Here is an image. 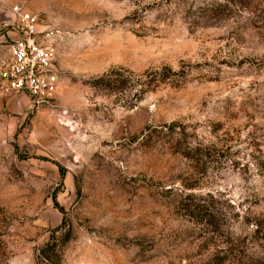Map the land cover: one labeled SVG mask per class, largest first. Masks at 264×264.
<instances>
[{"label": "rangeland", "instance_id": "rangeland-1", "mask_svg": "<svg viewBox=\"0 0 264 264\" xmlns=\"http://www.w3.org/2000/svg\"><path fill=\"white\" fill-rule=\"evenodd\" d=\"M14 6L58 89L0 91V264H264V0H5L0 64Z\"/></svg>", "mask_w": 264, "mask_h": 264}, {"label": "built area", "instance_id": "built-area-1", "mask_svg": "<svg viewBox=\"0 0 264 264\" xmlns=\"http://www.w3.org/2000/svg\"><path fill=\"white\" fill-rule=\"evenodd\" d=\"M0 3L5 4V0ZM11 9L18 16L21 37L12 43L9 58L0 64V91L25 94L39 105L50 102L58 89L54 31L40 30L38 16L20 6Z\"/></svg>", "mask_w": 264, "mask_h": 264}, {"label": "trees", "instance_id": "trees-1", "mask_svg": "<svg viewBox=\"0 0 264 264\" xmlns=\"http://www.w3.org/2000/svg\"><path fill=\"white\" fill-rule=\"evenodd\" d=\"M154 76H155L154 73L149 74V76L147 78H149V80L152 82L153 80L156 79V78H154ZM111 81H112V83L114 81L116 83L115 85H118V88H122L126 84V81H125L124 77L122 76V74H119L118 77L115 78V80H109L108 77L105 76L104 78H100V79L96 80L95 82L97 84H102V85H105L107 87V85H110L109 83H111ZM134 82L136 83V85L139 84L138 80H135ZM192 213H194V210Z\"/></svg>", "mask_w": 264, "mask_h": 264}]
</instances>
